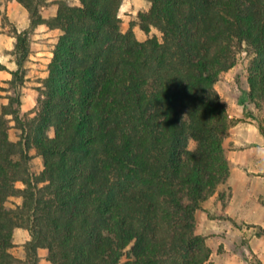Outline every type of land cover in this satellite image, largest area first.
Wrapping results in <instances>:
<instances>
[{"label": "trees", "instance_id": "16d2710c", "mask_svg": "<svg viewBox=\"0 0 264 264\" xmlns=\"http://www.w3.org/2000/svg\"><path fill=\"white\" fill-rule=\"evenodd\" d=\"M16 1L30 26L59 35L33 110L21 112L18 91L27 30L1 87L0 264H38L42 248L49 264H206L195 212L226 182L223 140L242 120L215 84L244 52L243 115L253 116L247 104L264 112V0H145L137 25L163 36L143 40L122 31L123 0H59L49 18L45 0ZM15 228L29 235L23 260L10 251Z\"/></svg>", "mask_w": 264, "mask_h": 264}, {"label": "crops", "instance_id": "0c3cea01", "mask_svg": "<svg viewBox=\"0 0 264 264\" xmlns=\"http://www.w3.org/2000/svg\"><path fill=\"white\" fill-rule=\"evenodd\" d=\"M53 5L52 8H54ZM11 7L14 9L11 10ZM0 9L5 10L9 22L17 32L31 27V33L35 35L38 33L37 31L44 30L46 26L44 24L30 26L27 11L16 0H0ZM54 10L56 11V9ZM55 11L50 17L55 14ZM41 14L44 18H49L45 15L43 7ZM1 23L0 17V26ZM6 28L4 26V30L0 31V63L6 67L4 70H0V84L7 85L6 81L12 77L10 71L16 70L17 65L14 52L16 38L15 36L9 37L5 31ZM0 29L2 28L0 27ZM235 66L225 72L223 85L227 87L218 90L215 85V89L226 103L230 118L243 117L248 120H241L234 124L229 130V135L223 140L225 151H227L228 144L239 151H229L230 171L226 182L219 185L214 193L201 203V209L196 210V231L207 237L211 249L208 261L212 259L214 264H247L240 259L238 254L242 252L238 246L244 238L247 239L251 252L264 264V238L256 236L255 231L257 226L264 228V136L258 127L249 121L250 117L243 115L241 101L244 100L247 86L244 83V69L240 80L233 77L234 71L231 74L232 70H236ZM1 104L6 103L2 100L0 107ZM246 108L254 111L249 104L246 105ZM224 188H228L230 194L225 200H221L219 194L223 192ZM22 230L24 229H14L13 247L10 249L11 253L21 260L25 257L23 244L29 238L28 232ZM18 234L23 235L20 241L16 238ZM220 246L221 250L218 251ZM46 255V249L38 250L40 259H45Z\"/></svg>", "mask_w": 264, "mask_h": 264}, {"label": "rangeland", "instance_id": "374dc122", "mask_svg": "<svg viewBox=\"0 0 264 264\" xmlns=\"http://www.w3.org/2000/svg\"><path fill=\"white\" fill-rule=\"evenodd\" d=\"M59 0H45V4L43 5V8L45 10V15L50 17L51 14L54 13V9H56V2ZM69 3L73 4L76 3L77 0H67ZM52 4L54 8H52ZM149 7V3L145 0H123L122 5L119 10V16L122 19L121 29L122 31H126L128 28L131 27L133 30L135 36L139 40L145 39L147 36L151 35H157L160 37V32L152 28L150 33L148 35L144 34L137 25V12L138 11H146ZM14 9V7H11V10ZM0 17H1V28L0 31L4 30L3 27L6 26L7 28L5 31H7L8 36L14 37L15 33L17 32L16 28L9 22V18L6 16L5 10L0 9ZM18 16V14H17ZM131 23V25H130ZM47 28V29H46ZM42 29V28H41ZM27 38L29 42V50L27 57L24 60L23 66H22V76H23V82L21 85H19V95L21 100V112H28L33 110L36 102V98L38 95L37 87L41 85V80L45 77V71L47 63L49 62V59L51 57V51L54 47V44L57 40V36L59 35V30L55 29H49L45 26L44 30L37 31L38 33H35V36L33 33H31L32 28H27ZM32 34V35H31ZM35 37V38H33ZM32 41V44H31ZM246 55L244 52H239L236 55V70H232L231 74H233V77H237L238 80H240V76L243 73L244 69V75H245V66H246ZM233 68V67H232ZM237 71V72H235ZM224 77L225 73L223 74V77L220 81H218L215 85L218 88V90H221L223 87H227L224 84ZM245 83V82H244ZM246 85V84H245ZM6 84H0V102L4 100V103H7V99L5 98V92L2 90L1 87H6ZM5 98V99H4ZM225 103V102H224ZM2 105V104H1ZM226 105V103H225ZM254 111L253 116L250 117L249 121L253 122L256 126L258 123H264V112L256 110L252 105H250ZM1 110V107H0ZM243 121L248 120L245 118H240ZM264 126V125H263ZM20 130L15 127L14 121H10V128H9V138L13 141H16L19 137ZM225 154L228 159L229 151L231 150H237V148H234L231 144H228L226 146ZM240 148V147H239ZM239 151V150H237ZM33 153V152H32ZM229 160V159H228ZM230 162V161H229ZM42 169V163L41 158L37 155H34L32 160V169L31 172L33 174H37ZM18 186H20L19 183H17ZM221 194H224V197H221V200H225L226 197H228L229 189L224 188L223 192ZM21 203L20 197H10L7 201L8 206H16ZM22 231H25L22 230ZM257 231V229H255ZM17 240L20 241L23 238L22 234H18L16 236ZM240 252L238 253L240 256V259L247 263V261L252 262L253 264H257L256 260L258 259L255 254H253L250 250V247L248 245L247 239L244 238L241 240L239 246ZM218 251L221 250V246L217 249ZM45 259L38 260V264H49L46 260V256H44ZM125 257H123V260ZM259 260V259H258ZM262 263V262H261ZM206 264H214V260H209L206 262ZM263 264V263H262Z\"/></svg>", "mask_w": 264, "mask_h": 264}, {"label": "clouds", "instance_id": "9594fccd", "mask_svg": "<svg viewBox=\"0 0 264 264\" xmlns=\"http://www.w3.org/2000/svg\"><path fill=\"white\" fill-rule=\"evenodd\" d=\"M163 36V33H161V37ZM161 43H163V40L161 39V41H160Z\"/></svg>", "mask_w": 264, "mask_h": 264}]
</instances>
